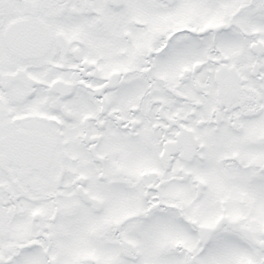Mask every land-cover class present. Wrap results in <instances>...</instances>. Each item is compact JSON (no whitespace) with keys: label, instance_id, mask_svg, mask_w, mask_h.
Segmentation results:
<instances>
[{"label":"snow or ice","instance_id":"6c2138e0","mask_svg":"<svg viewBox=\"0 0 264 264\" xmlns=\"http://www.w3.org/2000/svg\"><path fill=\"white\" fill-rule=\"evenodd\" d=\"M0 264H264V0H0Z\"/></svg>","mask_w":264,"mask_h":264}]
</instances>
